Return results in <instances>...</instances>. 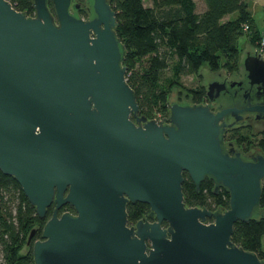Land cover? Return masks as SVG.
Wrapping results in <instances>:
<instances>
[{"label": "water", "instance_id": "obj_1", "mask_svg": "<svg viewBox=\"0 0 264 264\" xmlns=\"http://www.w3.org/2000/svg\"><path fill=\"white\" fill-rule=\"evenodd\" d=\"M31 1L26 16L0 0V171L40 218L55 204L27 237L34 264H264L231 240L236 221L259 218L264 153L223 141L248 117L263 128L264 58L247 42L241 76L200 68L209 103L173 88L168 118L148 119L109 1ZM183 172L196 190L205 177L225 188L228 208L186 206ZM137 201L150 220L130 225ZM65 203L74 211L58 213Z\"/></svg>", "mask_w": 264, "mask_h": 264}, {"label": "trees", "instance_id": "obj_2", "mask_svg": "<svg viewBox=\"0 0 264 264\" xmlns=\"http://www.w3.org/2000/svg\"><path fill=\"white\" fill-rule=\"evenodd\" d=\"M13 7L26 16L34 15L31 0H9ZM84 1V0H77ZM116 15L115 31L125 52L122 64L126 66V80L135 92L139 115L148 119L168 117L169 96L173 88L185 91L193 102L205 100V86L186 87L183 76H200L207 66L211 71L238 70L241 52L239 39L248 37L249 43L258 44L261 29L256 26L247 0H203L205 9L197 13L194 0H108ZM49 7L52 4L49 1ZM236 12L234 18L228 14ZM249 25L245 33L243 25ZM237 144L254 143L264 153V129L249 136V127L233 129L228 134ZM214 180L205 177L196 190L195 184L183 172L182 191L186 206L209 210H224L229 205V193L219 187L213 192ZM264 180L262 182L259 218L236 221L231 240L244 250L255 252L264 259L263 237ZM66 210L73 211L69 206ZM130 225L148 216L149 206L144 202L126 205ZM51 216L42 219L23 193L17 181L0 171V264H34L31 245L26 252L27 237L35 228L34 238L40 237L41 228Z\"/></svg>", "mask_w": 264, "mask_h": 264}, {"label": "rangeland", "instance_id": "obj_3", "mask_svg": "<svg viewBox=\"0 0 264 264\" xmlns=\"http://www.w3.org/2000/svg\"><path fill=\"white\" fill-rule=\"evenodd\" d=\"M249 1V9L252 10L255 9L256 11L253 13L254 15V19H255V23H256V26L263 30L264 29V0H248ZM247 1V2H248ZM144 4L145 5H148L150 3V0H143ZM195 2V11L197 13H200L202 12L204 9H205V3L203 2V0H194ZM251 6V8H250ZM251 10V12H253ZM228 17H225L224 20H226L227 18H234L236 16V12H233V13H230L227 15ZM249 30V29H248ZM248 30L245 31L248 32ZM248 42V44L252 45L251 43H249L248 41V37H246L245 35L242 36L240 39H239V44H240V48L243 49V47L245 46V44ZM259 45V40H258V44L257 46L256 45H252V47L254 48V52L256 51V48L258 47ZM211 71V70H210ZM211 72H214V71H211ZM217 72V71H215ZM199 74L201 77L199 76H196V75H186V76H183L182 80H183V83L186 87H196L198 86L199 84H202V82L204 81V75L199 71ZM236 74L238 76H241L240 72L237 71ZM225 75L228 77L232 74H226ZM205 84V83H204ZM177 91V89H176ZM185 92V91H177L176 93V101L177 102H180L181 101V97H182V93ZM186 93V92H185ZM172 94V92H171ZM170 94V95H171ZM186 95H184V99L187 100V98L185 97ZM254 123V122H253ZM264 125V123H263ZM244 146V145H243ZM249 147V146H248ZM238 148V147H237ZM253 148H258L256 147L255 145L249 147L248 149V153L251 151V149ZM261 211H262V208H261ZM29 248L28 245H23V247L21 248V252L24 253L27 251V249ZM263 249H264V237H263Z\"/></svg>", "mask_w": 264, "mask_h": 264}, {"label": "flooded vegetation", "instance_id": "obj_4", "mask_svg": "<svg viewBox=\"0 0 264 264\" xmlns=\"http://www.w3.org/2000/svg\"><path fill=\"white\" fill-rule=\"evenodd\" d=\"M81 3H83L84 1H80ZM220 70H222V69H220ZM220 70H218V71H220ZM224 70V69H223ZM217 71V72H218ZM225 71V70H224ZM238 71V70H237ZM237 71H235V73L237 72ZM215 72V71H214ZM225 73L228 75H230V74H233V72L232 73H228V72H226L225 71ZM205 86V93H206V87H207V84L206 85H204ZM206 95V94H205ZM187 100H188V98H187ZM181 102V101H180ZM205 103H209V100L207 99V96H206V98H205V100H202V101H200V102H193L192 101V99H190V104H205ZM164 119H167L168 117H163ZM246 123H244V124H241V125H239V126H237V127H231V128H229V127H227L226 128V131H225V133H224V138H223V141H224V143L225 142H229V141H232L233 142V145L234 146H236V149H239V150H241V152H242V154H246V153H248V149H249V147H251V146H253V145H255L254 143H248V144H242V145H239V144H237L236 143V141L234 140V139H229L228 138V134H229V132L231 131V130H233V129H239V130H243V129H247V126L249 127V136H253V135H256L258 132H260L262 129H264V125H263V128H257V127H255L254 126V121H252V117H248V118H246ZM244 145V146H243ZM249 146V147H248ZM256 146V145H255ZM238 147V148H237ZM257 147V146H256ZM218 190V189H217ZM217 192V191H216ZM69 206H71L69 203H65V204H63V205H61L59 208H58V213H61V212H64V211H69V210H66V208H68ZM54 207H55V204H51L48 208H47V210H46V214H45V216L47 215V212H51V215H52V213H53V209H54ZM72 207V206H71ZM73 208V207H72ZM73 211H74V209H73ZM73 211H70V212H73ZM44 216V217H45ZM43 217V218H44ZM42 218V219H43ZM143 220H150L149 219V217L147 216V217H144V218H142ZM140 220V219H139ZM163 225H165V222H163ZM33 236H34V234H33ZM32 236V237H33ZM37 239H40V237H38V238H32L31 240H37ZM29 246V245H28Z\"/></svg>", "mask_w": 264, "mask_h": 264}, {"label": "built area", "instance_id": "obj_5", "mask_svg": "<svg viewBox=\"0 0 264 264\" xmlns=\"http://www.w3.org/2000/svg\"><path fill=\"white\" fill-rule=\"evenodd\" d=\"M249 29V25L247 23H245L243 25V30L246 31ZM256 53L255 54H259L261 56V58H264V29L261 30V33H260V40H259V45L258 47L256 48ZM156 120H160V121H163L164 118H158Z\"/></svg>", "mask_w": 264, "mask_h": 264}, {"label": "crops", "instance_id": "obj_6", "mask_svg": "<svg viewBox=\"0 0 264 264\" xmlns=\"http://www.w3.org/2000/svg\"><path fill=\"white\" fill-rule=\"evenodd\" d=\"M248 1V0H247ZM248 3H249V1H248ZM250 8H251V6H250ZM251 10H252V8H251ZM253 12H252V14L256 11L255 9H253L252 10ZM254 16V15H253ZM228 17V16H227ZM250 45V44H249ZM250 46H252V45H250ZM253 50H254V48H253ZM241 51H242V49H241ZM202 85H205V84H202ZM178 91V90H177Z\"/></svg>", "mask_w": 264, "mask_h": 264}]
</instances>
